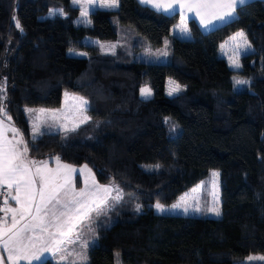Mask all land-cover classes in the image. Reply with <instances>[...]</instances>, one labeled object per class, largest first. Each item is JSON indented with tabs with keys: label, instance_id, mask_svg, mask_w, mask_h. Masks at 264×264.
Segmentation results:
<instances>
[{
	"label": "trees",
	"instance_id": "obj_1",
	"mask_svg": "<svg viewBox=\"0 0 264 264\" xmlns=\"http://www.w3.org/2000/svg\"><path fill=\"white\" fill-rule=\"evenodd\" d=\"M118 3L90 7L91 23L77 25L71 0H0V104L24 134L28 156L87 165L97 183L124 194L109 219L92 222L87 264H237L264 256V0L246 2L208 32L189 21L190 40L170 35L178 14ZM52 10L64 15L49 16ZM240 31L252 48L233 70L220 45ZM126 32L134 52L167 40L165 62L134 61L124 48L105 55L82 43L117 42ZM170 81L181 86L173 95ZM145 85L147 99L140 96ZM64 92L87 101L89 120L33 142L25 110L61 108ZM212 170L219 173V217L153 210L175 203Z\"/></svg>",
	"mask_w": 264,
	"mask_h": 264
},
{
	"label": "snow or ice",
	"instance_id": "obj_2",
	"mask_svg": "<svg viewBox=\"0 0 264 264\" xmlns=\"http://www.w3.org/2000/svg\"><path fill=\"white\" fill-rule=\"evenodd\" d=\"M72 2L73 5H80L82 17L89 14L90 7L95 8L98 6L104 9H111L119 6L118 0H72ZM139 3L165 14L179 11L181 17L179 31L184 36H187L189 35V30L186 23L189 18L185 15L186 12L194 13L199 18L200 24L204 28H208L213 25V21L225 22L233 19L237 14L238 8L246 4V0H139ZM56 14L52 11L49 13L50 16ZM58 14L64 15L62 10ZM13 20H16V18L13 17ZM86 23H91V21H86ZM15 27L20 31L23 30L18 20H16ZM237 38L243 41L242 45L237 44V48L243 47L244 51L251 50L252 46L247 41L243 31L235 33L229 39L236 40ZM167 46L168 42L165 41V49ZM101 47L103 48V45ZM221 47L223 48V45ZM78 54L85 55V53ZM161 54L166 56L167 52L161 50ZM232 66L240 67L239 63L235 61H233ZM237 83L243 84L246 82L237 81ZM169 84L172 87H170L168 95H173L174 92L181 90V86L175 81H170ZM3 91V87H0V92ZM140 95L144 99L151 97V88L147 85L141 87ZM79 99L82 106L87 105L86 100ZM25 111L32 112L31 109H26ZM0 116L11 120L3 104H0ZM88 119V116H82L80 123L86 122ZM78 126L79 124H76L73 128L68 129L66 126L61 125V128L65 131H75ZM7 131H11L13 134L11 140L6 139ZM43 134L39 126L34 123L32 126L33 142L38 136ZM21 145L23 147H20ZM28 152L29 147L24 140V134L14 125L5 128L4 119H0V194H3L5 187L9 190L3 201V206H0V213H4L3 216H0V251L6 254L7 264H20L21 261L26 262V264H32L33 261L42 260L44 253H51L55 256L57 252L61 251L64 244L74 243L71 240V233L77 225L71 222L70 213L75 210L76 219H81L90 210L87 203H82L78 199V197L87 194L85 189L76 192L74 187L71 189L66 187V185L72 183L71 174L78 171L76 168L71 165L60 164V158L56 157L58 164L57 173L62 168L65 170V174L63 176L59 174L50 175L51 170L47 168L48 161L38 162L30 159ZM79 171L82 175L85 171H88L89 174L91 173L87 165H84ZM211 176L213 178L214 203L206 211L219 217L221 215L217 206L219 200L215 194L217 189L216 180L219 177V173L213 171ZM61 180H63V183H61ZM85 187L87 188V180H85ZM96 189L97 193L103 192L107 194L110 192L109 186L97 185ZM116 191L118 192L119 190L117 189ZM70 194L72 198L68 199ZM92 195L96 197L98 202H94H96V207L99 209L105 203V199L98 197L96 193H92ZM9 198L15 202V207L9 205ZM155 207L158 211H166L160 203H157ZM171 207L172 209H178L180 204H173ZM191 207L194 212L201 211L198 204ZM81 209H85V211L82 212ZM135 210L137 212L140 211L139 204L136 205ZM183 211L187 214L189 206H185ZM9 214H11L10 221L8 219ZM65 217H68V219H65ZM89 244V241H85L82 247L87 248ZM64 251L67 252L68 256L72 255L70 251L66 249ZM79 255L81 260H87L86 254L81 253ZM63 260L64 257H61V264ZM248 261H264V256H249ZM0 264H5V257L2 254H0ZM72 264H76V261H73Z\"/></svg>",
	"mask_w": 264,
	"mask_h": 264
},
{
	"label": "rangeland",
	"instance_id": "obj_3",
	"mask_svg": "<svg viewBox=\"0 0 264 264\" xmlns=\"http://www.w3.org/2000/svg\"><path fill=\"white\" fill-rule=\"evenodd\" d=\"M71 5L79 8V10H80L79 16L75 19V24L84 25L87 21V16H84V17L81 16L80 5L79 4L73 5L72 0H71ZM85 6L89 7L88 5H85ZM52 12L59 13L60 11L59 10H56V11L52 10ZM127 35H130V34H127V32H126V34L123 33L122 35H120V38L118 39L117 42H103V41H99V40L92 39V38H85L82 40V43L85 45H89V46L94 47L95 49H97L99 51V53L105 54V55H113L114 52L117 50V48H124L128 55L132 54V58L134 61H141V62L154 63V64H161V62H165L164 60L166 59V56L161 54V50H165L167 52V48L165 49V46L163 48H160L159 50H152V49L144 50V49H142L140 51L136 50L134 52V48L131 45H129V42L127 41V39H128ZM130 37H131V35H130ZM237 44L242 45L243 41L240 40V38H237L236 40L229 39L222 44L223 48L221 47V55L224 56L229 67L232 69H238V68L232 66L233 61H235L236 63H239V57L241 55L249 52V51H244L243 47L237 48ZM102 45H103V48L101 47ZM78 53H80V52L72 51L71 54L74 56H83V55H79ZM238 53H239V55H237ZM66 93H67V95H66ZM79 98H81V97L73 95V94L68 93V92H64L61 108H58V109L27 108V109L32 110L31 113L25 111V115L28 119V124L30 127L31 137H32V126L34 123L39 126L40 131L43 133L44 132L65 133V132H69V131L62 130L61 125H64L68 129H71L76 124H79V126L84 124L85 122L80 123V120H81L82 116H88L89 117V115L87 113L88 107H87V105L82 106ZM41 110H44V111H41ZM0 119H4V121L5 120L8 121L5 117L0 118ZM78 127H76V128H78ZM20 147H23V145H21ZM148 169L152 170L154 168L152 167V168H148ZM213 171L214 170L210 171L204 180H202L201 182L196 184L189 191H187L181 197H179L175 203H173V204L179 203L180 208L172 209L171 206L173 204L170 206H164L163 205L164 208L166 209V211L161 212V211L157 210V208L155 207V205H156L155 204L152 207L153 210L157 214H166V215L168 214V215H181V216H215L213 213L206 211V209L208 207H212L213 203H214V201H213L214 189H213V184H212L213 178L211 176V173ZM90 175H91V177H94L92 172ZM91 183H93L92 179H90L87 182V184H91ZM216 183H217V189L215 191V194L219 200V177L217 178ZM110 185L115 188L114 193L112 194V197L110 198L108 203L101 210H99V212L96 215H94L91 218L90 223L95 221L96 218L102 217V219H104V218L109 219L110 211H112L113 207L116 206L122 200V197L124 194L118 189V187L116 185H113V184H110ZM117 189L119 190L118 192L116 191ZM181 198H183V199H181ZM197 204L201 208V211L200 212L192 211L191 206H195ZM185 206H189V211L187 214H185L183 211V208ZM217 206L219 207V204ZM83 232H85L86 234H95L94 233L95 229H94V227L92 228V227H88L86 225ZM90 238H92V237H90ZM249 256H261V255H249ZM248 257L242 259L237 264H264V261L249 262Z\"/></svg>",
	"mask_w": 264,
	"mask_h": 264
},
{
	"label": "crops",
	"instance_id": "obj_4",
	"mask_svg": "<svg viewBox=\"0 0 264 264\" xmlns=\"http://www.w3.org/2000/svg\"><path fill=\"white\" fill-rule=\"evenodd\" d=\"M137 1L139 3V0H137ZM248 1H251V0H246V2H248ZM148 8L152 9L151 7H148ZM152 10H154V9H152ZM160 13H163V12H160ZM163 14H165V13H163ZM170 14H178V16H179L178 22L172 27L170 35L175 37V38H177V39H180V40H190L191 39L190 31H189V35H187V36H184L179 31V26L181 24V17H180L179 11H177L175 13H170ZM185 15L189 18L187 20V23H186L187 28H188V22L192 20V21H194L197 24V26L199 27V29L202 32H208V31H210V30H212V29H214V28H216L218 26H221L224 23L230 21V20H227L225 22L213 21V25L209 26L208 28H204L200 24L199 18H197L194 13L186 12ZM188 30H189V28H188ZM234 35H235V33L233 35H231L230 37H232ZM229 38H227L225 41L229 40ZM165 41H167V40H165ZM165 41H164V44H163V46L161 48H163L165 46ZM221 45H220V55H221ZM157 50H159V49H157ZM221 56L224 58L223 55H221ZM238 69H233V70H238ZM10 125H11L10 121L9 120L8 121L5 120V128H8ZM12 136H13V134H12L11 131H7L6 132V139L11 140ZM13 143H15V141H13ZM38 162H41V161H38ZM60 164H66V163L60 162ZM67 165H69V164H67ZM83 166H80V167L72 166V167L76 168L78 171L71 174L72 175V183L69 184V185H66V187L69 188V189L74 187L76 192H79L81 189H85L87 194L84 195V196L78 197V199H80V201L82 203H87L89 205V207H90V210L87 211V215L83 216L81 219H76L75 210H73V212L70 213V216L72 217L71 222L77 225L76 228L74 229V231L71 233V240L74 241V243H66V244H64L62 246L61 251L57 252L55 256H53L51 253H44L42 260L33 261L32 264H40V263L44 262L45 260H50L53 264H61V257H64V260L62 261V264H72L73 261H76V264H87V260L86 261L81 260L79 254L84 253V254L87 255V251L89 250V248L92 245H94L95 242H96V235L95 234H86L85 232H83V230L86 227V225L88 227H92L93 228V224L90 223L91 218L94 215H96L99 212V210H101L108 203V201L112 197V194L114 193V189L115 188L112 187L110 184L101 185V184L97 183L96 179H95V176L91 177V175H90L91 173L89 174L88 171H85L83 173V175H82L80 173L79 169L83 168ZM47 168L51 170L50 175L59 174L60 176H63L65 174V170L62 169V168L59 170V173H57L58 164H57L56 159L48 161ZM88 169H90V168H88ZM90 179L93 180V183L87 184V188H86L85 187V180H87V182H88ZM61 183H63V180H61ZM97 185H99V186H109L110 192L107 193V194L103 193V192H98L97 193V189H96ZM8 191L9 190L5 187L3 189V194H0V206H3V201H4ZM92 193H96V195L98 197L105 199V203L102 204L99 209H97V207H96V202H98V201H96V197H94L92 195ZM13 194H15V193L13 192ZM71 198H72V195L70 194L68 199H71ZM94 201H96V202H94ZM9 205L12 206V207L16 206L15 202L11 201L10 198H9ZM81 211L83 212V211H85V209H81ZM3 215H4V213H0V216H3ZM8 219H9V221L11 220V214H9ZM65 219H68V217H65ZM90 237H92V238H90ZM85 241H89L90 242V244H89V246L87 248H83L82 247V245L84 244ZM64 249L70 251L72 253V255L68 256L67 252L64 251ZM0 254L4 255L5 264H7L6 254L2 253V251H0ZM20 264H26V262L21 261Z\"/></svg>",
	"mask_w": 264,
	"mask_h": 264
}]
</instances>
